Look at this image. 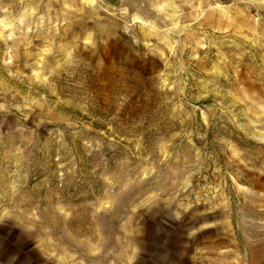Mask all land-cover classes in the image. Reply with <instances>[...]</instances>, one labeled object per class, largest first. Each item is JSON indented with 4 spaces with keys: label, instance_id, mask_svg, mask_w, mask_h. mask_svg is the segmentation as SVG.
<instances>
[{
    "label": "rangeland",
    "instance_id": "1",
    "mask_svg": "<svg viewBox=\"0 0 264 264\" xmlns=\"http://www.w3.org/2000/svg\"><path fill=\"white\" fill-rule=\"evenodd\" d=\"M0 264H264V0H0Z\"/></svg>",
    "mask_w": 264,
    "mask_h": 264
},
{
    "label": "water",
    "instance_id": "2",
    "mask_svg": "<svg viewBox=\"0 0 264 264\" xmlns=\"http://www.w3.org/2000/svg\"><path fill=\"white\" fill-rule=\"evenodd\" d=\"M113 7H120L126 3V0H102Z\"/></svg>",
    "mask_w": 264,
    "mask_h": 264
},
{
    "label": "bare ground",
    "instance_id": "3",
    "mask_svg": "<svg viewBox=\"0 0 264 264\" xmlns=\"http://www.w3.org/2000/svg\"><path fill=\"white\" fill-rule=\"evenodd\" d=\"M86 1H91V0H86Z\"/></svg>",
    "mask_w": 264,
    "mask_h": 264
}]
</instances>
